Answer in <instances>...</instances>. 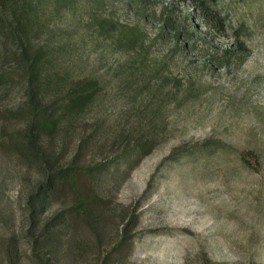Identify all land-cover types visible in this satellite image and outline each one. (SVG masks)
Here are the masks:
<instances>
[{
    "label": "rangeland",
    "instance_id": "obj_1",
    "mask_svg": "<svg viewBox=\"0 0 264 264\" xmlns=\"http://www.w3.org/2000/svg\"><path fill=\"white\" fill-rule=\"evenodd\" d=\"M217 6L215 27L191 1L41 0L34 40L52 41L73 75L101 85L55 139L67 164L92 133L80 163L99 194L96 217L70 210V188L53 195L43 218L66 220L39 250L48 264H264V0ZM11 9L0 7V69L16 64ZM103 18L142 28L145 46L130 47ZM179 30L193 49L178 46ZM25 98L20 78L0 80V264L11 238L19 264H45L26 233L43 174L12 144ZM147 138L152 150L137 160Z\"/></svg>",
    "mask_w": 264,
    "mask_h": 264
},
{
    "label": "trees",
    "instance_id": "obj_2",
    "mask_svg": "<svg viewBox=\"0 0 264 264\" xmlns=\"http://www.w3.org/2000/svg\"><path fill=\"white\" fill-rule=\"evenodd\" d=\"M179 1L193 2L194 9L201 11L209 25L217 27V23L223 19L217 6L219 0ZM40 2L41 0H0L1 8L12 7L10 31L18 40V46L11 52L16 64L13 68L2 67L0 80L9 84L11 79L20 78L24 84L25 105L18 109L16 114L26 117L28 121L18 133L21 139H16L17 141L12 144L17 152L26 156L29 161L36 162L43 174V178L28 197L26 233L32 239L33 252L39 260L48 264L39 250L46 242L56 241L58 234L54 235L53 231L55 228L63 227L66 220L64 216L60 218L62 213L43 218L53 195L70 188L78 197L77 204L71 206L70 210L76 214H83L86 211L90 216L89 221L96 217L92 205L97 201L99 194L92 190L90 185L87 186L85 181L86 177L92 174L91 169L88 165L80 163L84 149L91 144L92 133L80 137L67 164L60 163V155L65 145L58 151L55 139L61 129L66 127L67 122L73 121L80 111L95 100L101 85L96 76L73 75L71 68L64 65L60 56L56 54V45H53L52 41L36 42L34 40L36 37L33 36V28L38 30L35 26L38 22L37 12ZM169 6L165 4L161 12L165 13ZM101 22L102 26L105 22L115 25V22L107 18H103ZM243 26L244 23L239 25V27ZM117 31L119 39L127 40L130 47L145 46V33L137 25L121 23ZM235 33L236 38L239 39L238 29H235ZM176 34L178 46L194 48L193 43L183 38L181 30ZM221 49L224 54H227L230 45ZM217 62L223 63V61ZM153 143L152 138H147V141L143 140L136 146L137 152L140 153L137 160L152 150ZM134 226L133 218L128 219L121 227L122 236L126 238L128 230H132ZM12 240L14 238H11L7 248L8 261L9 264H19L18 250L14 247Z\"/></svg>",
    "mask_w": 264,
    "mask_h": 264
}]
</instances>
